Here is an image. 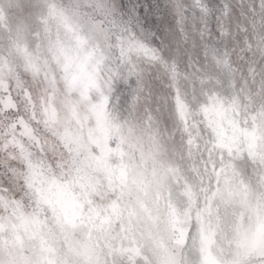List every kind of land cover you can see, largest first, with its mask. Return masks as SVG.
I'll return each instance as SVG.
<instances>
[{
	"label": "rangeland",
	"instance_id": "374dc122",
	"mask_svg": "<svg viewBox=\"0 0 264 264\" xmlns=\"http://www.w3.org/2000/svg\"><path fill=\"white\" fill-rule=\"evenodd\" d=\"M74 2L0 0V58L8 56L13 40L20 44L18 53L13 49L11 58L0 59V92L14 97L17 76L30 84L33 70L43 77L45 61L55 65L66 52L75 54L73 24L49 14L52 5L61 9ZM124 3L152 22V43L174 67L175 78L171 72L156 75V62H145L142 94L133 97L117 83L119 103L81 114L82 122L62 137L75 157L71 179L48 186L47 216L42 213L39 223L15 221V213L0 204V251H10L18 264H80L85 253L113 264L120 257L108 254L109 244L120 247L113 237L122 227L139 237L151 225L156 240L175 246L169 221L182 237L181 264L185 254L189 264L205 257L217 264V257L236 254L238 234L231 223L207 230L225 217L235 219L241 241L250 244L246 232L255 223L257 204L264 203V0H202L211 10V36L201 39L189 18L188 39L178 52L179 32L166 5L192 0ZM86 43L81 39L80 46ZM29 62L25 71L22 65ZM77 86L87 91L94 81L85 77ZM3 117L0 111V126ZM41 179L38 171L32 176L38 189ZM217 189L230 195L222 198ZM185 244L194 245V253Z\"/></svg>",
	"mask_w": 264,
	"mask_h": 264
},
{
	"label": "snow or ice",
	"instance_id": "6c2138e0",
	"mask_svg": "<svg viewBox=\"0 0 264 264\" xmlns=\"http://www.w3.org/2000/svg\"><path fill=\"white\" fill-rule=\"evenodd\" d=\"M166 7L173 9L179 32L177 52L188 39L184 24L189 18L193 32L201 39L205 34L211 36L208 27L211 10L202 0H192L189 5L174 3ZM49 14L59 15L73 24V31L77 33L75 54L66 52L55 65L45 61L47 68L42 66L43 77L33 70L30 84L17 76L14 97L11 91L0 92V111L4 112V122L0 126V147L3 148L0 153L3 173L0 175L4 177V180H0V204L6 206V211L11 209L15 213V221L26 219L39 223L42 213L47 216L43 198L48 186L70 181L75 157L71 145L63 143L62 137L72 131L77 121L82 122V113L88 115L89 109L98 111L105 105L111 107L114 101L119 103V96L114 95L117 83L127 87L133 97L142 94L145 62H156V75L163 77L171 72L175 78L174 67L169 68L168 62L159 55L160 49L152 43L157 37L150 27L152 22L137 15L136 7L130 8L124 0H84L83 3L75 0L66 8L50 6ZM197 23L200 24L199 28L196 27ZM81 39L87 41L82 47ZM13 49L17 53L20 51L17 40L12 41L8 56L0 59L11 58ZM22 67L28 71L31 62ZM12 75L10 71L9 76ZM85 77L94 81V86L87 91L77 86L78 81ZM37 171L42 176L39 189L32 180ZM217 194L227 198L230 191L217 189ZM28 208H31V212L27 211ZM99 211L103 216L106 207ZM255 215L254 225L246 232L250 244L241 241L240 226L235 219L225 217L222 223L207 225L208 231H214L231 223L238 234L236 254L228 258L217 257V264H264V203L257 204ZM3 230L4 221L0 219V231ZM168 230L176 240L175 246H163L156 240V232L151 225L147 233L142 230L139 237L135 230L122 227L121 232L113 237L120 241V247L109 244L108 254L120 257L113 264H141L140 254L145 249L150 253V256L144 253L147 256L145 264H181L177 254L182 251V237L176 234L175 224L171 221ZM185 246L188 252L194 253V245ZM185 256L184 264H189L187 254ZM84 257L80 264H108L107 260L101 261L99 256L92 257L85 253ZM0 264H18V260L10 251H0ZM45 264L67 262L49 259ZM200 264H209V261L205 257Z\"/></svg>",
	"mask_w": 264,
	"mask_h": 264
}]
</instances>
